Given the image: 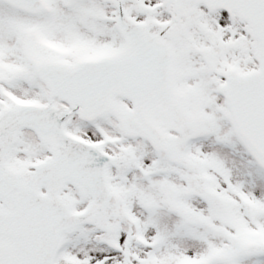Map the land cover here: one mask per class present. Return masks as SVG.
Returning <instances> with one entry per match:
<instances>
[{
	"label": "snow or ice",
	"instance_id": "snow-or-ice-1",
	"mask_svg": "<svg viewBox=\"0 0 264 264\" xmlns=\"http://www.w3.org/2000/svg\"><path fill=\"white\" fill-rule=\"evenodd\" d=\"M0 264H264V0H0Z\"/></svg>",
	"mask_w": 264,
	"mask_h": 264
}]
</instances>
